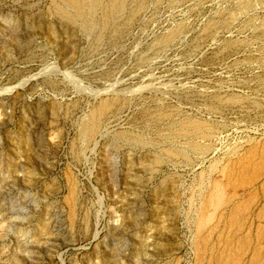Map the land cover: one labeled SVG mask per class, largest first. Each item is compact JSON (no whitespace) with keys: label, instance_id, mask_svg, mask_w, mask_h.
<instances>
[{"label":"rangeland","instance_id":"obj_1","mask_svg":"<svg viewBox=\"0 0 264 264\" xmlns=\"http://www.w3.org/2000/svg\"><path fill=\"white\" fill-rule=\"evenodd\" d=\"M78 3L0 0V264H221L232 203L196 219L264 149V0Z\"/></svg>","mask_w":264,"mask_h":264},{"label":"bare ground","instance_id":"obj_2","mask_svg":"<svg viewBox=\"0 0 264 264\" xmlns=\"http://www.w3.org/2000/svg\"><path fill=\"white\" fill-rule=\"evenodd\" d=\"M69 1L73 5H77V6L79 5L78 3L79 0H69ZM191 127L195 129H199L200 125L193 123L191 124ZM251 147L250 149L247 150V153L239 156V158H237L236 160L233 159L235 161H232L231 164H229L230 163L229 162L225 164L224 167H222V173H223L222 175L225 178L226 185L222 186L219 183H214L213 186H211V188L206 194V199H204L203 201L204 204H202V208L197 215V219H196L197 228L201 229L202 227L205 226V224L210 223L212 221L211 219L214 218L215 213L218 210H220L221 212L224 209L225 211V206L228 205L229 203H232V205L230 204L231 207L228 212L227 224H229L230 226L229 229H231L232 226L235 228V231L232 234L230 233L232 239L230 240L227 238L226 240L233 242L235 245L234 247H232V245L230 246L229 244L230 242L229 241L227 242L230 247L226 248L225 253L227 255H225V258L224 259L223 258L221 259L219 257L216 258V261L221 262V264H240L241 258L243 256L242 252L246 249L245 247L249 244V241L246 238H237L236 232L240 231L241 229L240 223L242 222V219L245 218V214L248 211H250V206L253 205L254 200L258 199L259 197H262L264 199V182H263L261 183L262 191H260L262 193L260 194L258 193V191H256V189H254L253 197H251V200L249 199L250 200L249 202L247 201L245 202V200L233 201L235 196L234 190L236 187L238 188L241 186H250V185L252 186V184L255 183V181H257L258 179H260V177L264 174V149L263 148H262L263 150L258 149L256 146H251ZM226 187L232 188V192L227 193ZM207 207H210L214 210L212 212H209L210 210H208ZM259 211L255 213V217L257 219H263L264 207H262ZM229 232L230 231H228V233ZM261 234H264V229H262V227L258 230L257 236L259 237ZM194 243L196 246V242ZM253 252L254 255L251 256L250 258L252 259V261H254V264H264L263 262H261L262 259L264 260L263 251L257 248Z\"/></svg>","mask_w":264,"mask_h":264},{"label":"crops","instance_id":"obj_3","mask_svg":"<svg viewBox=\"0 0 264 264\" xmlns=\"http://www.w3.org/2000/svg\"><path fill=\"white\" fill-rule=\"evenodd\" d=\"M262 198V197H261ZM263 207H264V205H263ZM262 229H264V226H263V228Z\"/></svg>","mask_w":264,"mask_h":264}]
</instances>
